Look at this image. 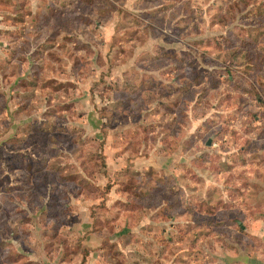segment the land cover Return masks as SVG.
I'll use <instances>...</instances> for the list:
<instances>
[{
	"label": "rangeland",
	"instance_id": "374dc122",
	"mask_svg": "<svg viewBox=\"0 0 264 264\" xmlns=\"http://www.w3.org/2000/svg\"><path fill=\"white\" fill-rule=\"evenodd\" d=\"M257 118L264 0H0V264H228Z\"/></svg>",
	"mask_w": 264,
	"mask_h": 264
},
{
	"label": "crops",
	"instance_id": "0c3cea01",
	"mask_svg": "<svg viewBox=\"0 0 264 264\" xmlns=\"http://www.w3.org/2000/svg\"><path fill=\"white\" fill-rule=\"evenodd\" d=\"M257 103L260 105L263 103L259 97H257ZM260 105L254 107L257 110H261L262 107ZM256 121L257 122L252 124L253 129H250L251 131L249 129L247 130L250 131V134L246 133L245 202H242L240 208L212 210L214 213L208 216L210 218L214 217L213 219H215L214 215L223 210L226 220L222 221L223 223L217 220V223L222 224L220 227L227 229L233 226V221L236 218L235 214L241 216L244 220L243 224H241L242 222L240 221H238L237 224L241 227L238 235L244 237L242 242L245 246L241 249L236 244H233V249L228 251L226 256L228 264H264V128L259 126L261 121L258 118ZM178 133H181V131H178ZM214 139H216V135H214ZM212 142L215 146L210 148L205 146V148L212 150L214 147H218V143L215 141ZM222 159V161L226 160L228 162L226 156ZM224 175H228V173L221 172L218 177L222 178ZM214 176L216 175L208 170L201 169L199 171L200 184H198L199 191L196 192V196L200 203H202L201 208H206L207 205H211L210 203L214 204V202L210 201L211 199H213L212 201L215 200L213 193L214 191L216 193L215 187L217 183ZM218 187V199H227L228 189L222 188L221 183ZM207 194H209L210 197H208ZM199 195H201V197ZM208 202L210 203L208 204ZM203 214L206 215L205 212H203ZM213 223L215 224L212 227H217L218 224H216V222ZM80 264H82V257Z\"/></svg>",
	"mask_w": 264,
	"mask_h": 264
},
{
	"label": "trees",
	"instance_id": "16d2710c",
	"mask_svg": "<svg viewBox=\"0 0 264 264\" xmlns=\"http://www.w3.org/2000/svg\"><path fill=\"white\" fill-rule=\"evenodd\" d=\"M208 209L210 210V214L211 213H214V211L212 210H217V208H214L213 206H208ZM90 253V250L88 249H82L81 251V255H82V264H85L86 263V260H87V257Z\"/></svg>",
	"mask_w": 264,
	"mask_h": 264
},
{
	"label": "water",
	"instance_id": "95a60500",
	"mask_svg": "<svg viewBox=\"0 0 264 264\" xmlns=\"http://www.w3.org/2000/svg\"><path fill=\"white\" fill-rule=\"evenodd\" d=\"M213 139H214V136H212L211 138H209V139L206 141L205 146H206V147H210V146L212 145V141H213Z\"/></svg>",
	"mask_w": 264,
	"mask_h": 264
},
{
	"label": "built area",
	"instance_id": "2783aa9c",
	"mask_svg": "<svg viewBox=\"0 0 264 264\" xmlns=\"http://www.w3.org/2000/svg\"><path fill=\"white\" fill-rule=\"evenodd\" d=\"M213 146H215L214 144H212Z\"/></svg>",
	"mask_w": 264,
	"mask_h": 264
}]
</instances>
